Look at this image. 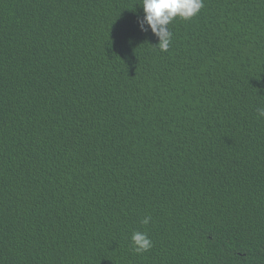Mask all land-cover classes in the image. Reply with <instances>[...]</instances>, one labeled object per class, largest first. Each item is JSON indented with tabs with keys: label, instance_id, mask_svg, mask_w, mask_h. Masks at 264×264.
Instances as JSON below:
<instances>
[{
	"label": "trees",
	"instance_id": "trees-1",
	"mask_svg": "<svg viewBox=\"0 0 264 264\" xmlns=\"http://www.w3.org/2000/svg\"><path fill=\"white\" fill-rule=\"evenodd\" d=\"M202 2L0 0V264H264V0Z\"/></svg>",
	"mask_w": 264,
	"mask_h": 264
},
{
	"label": "clouds",
	"instance_id": "clouds-1",
	"mask_svg": "<svg viewBox=\"0 0 264 264\" xmlns=\"http://www.w3.org/2000/svg\"><path fill=\"white\" fill-rule=\"evenodd\" d=\"M143 17L138 18L137 24L141 32L151 31L158 38L161 51H167L172 42V32L168 25L177 17L188 20L199 13L203 7L202 0H141ZM258 116L264 117V107L257 109ZM150 216L142 219L141 223L149 224ZM133 251L143 253L152 247V241L147 233L136 231L131 236Z\"/></svg>",
	"mask_w": 264,
	"mask_h": 264
}]
</instances>
